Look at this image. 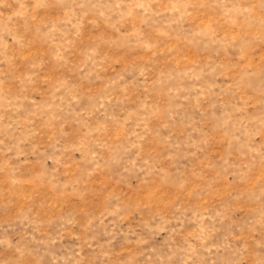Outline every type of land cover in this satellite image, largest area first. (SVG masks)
I'll return each instance as SVG.
<instances>
[{"label": "rangeland", "instance_id": "374dc122", "mask_svg": "<svg viewBox=\"0 0 264 264\" xmlns=\"http://www.w3.org/2000/svg\"><path fill=\"white\" fill-rule=\"evenodd\" d=\"M0 264H264V0H0Z\"/></svg>", "mask_w": 264, "mask_h": 264}]
</instances>
